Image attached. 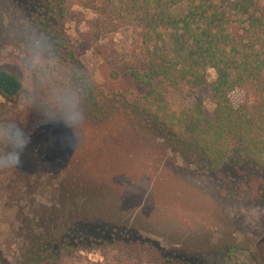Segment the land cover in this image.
<instances>
[{
  "label": "trees",
  "instance_id": "trees-1",
  "mask_svg": "<svg viewBox=\"0 0 264 264\" xmlns=\"http://www.w3.org/2000/svg\"><path fill=\"white\" fill-rule=\"evenodd\" d=\"M4 1L2 12L24 22L10 18L7 25L0 24V51L6 45L36 53L51 50L57 67L71 65L74 76L67 80L89 117L149 129L210 176L234 167L251 169L263 186L256 200L264 206V0H33L21 14H13L15 5ZM74 6L94 15L93 31L100 36L129 35L125 45H112L101 83L83 68L75 45L66 43L62 33ZM9 29L14 35L23 32L22 37L7 41ZM209 71L215 75L209 83L212 119L199 105L187 103L193 90L208 83ZM47 73L53 75V70ZM22 91L21 72L0 66V95L14 99ZM234 94L240 96L236 103ZM93 163L96 176L85 167L58 182L59 192L52 194L49 206L51 224L42 226L41 215L28 211L21 221L25 230L5 231L2 259L11 253L14 264H60L81 251L96 250L103 264L197 263L122 222L59 210L75 195L89 199L104 191L108 161L101 157ZM221 252L227 264H264L257 245L231 243Z\"/></svg>",
  "mask_w": 264,
  "mask_h": 264
},
{
  "label": "rangeland",
  "instance_id": "rangeland-1",
  "mask_svg": "<svg viewBox=\"0 0 264 264\" xmlns=\"http://www.w3.org/2000/svg\"><path fill=\"white\" fill-rule=\"evenodd\" d=\"M8 2L17 8L13 14H21L32 6L33 0L4 1ZM3 10L0 7V24L7 25L10 18L19 24L24 22L12 15L8 17ZM94 28V15L74 6L62 33L66 43L75 45L83 68L101 83L102 65L108 63L112 45H125L130 39L125 32L103 37ZM22 34L14 35L13 29L4 32L9 42L8 37ZM56 64L51 50L36 53L31 48L13 45L1 49L0 66H12L21 72L23 91L14 99L0 95V124L14 121L36 132L35 126L43 123L41 104L50 94L56 90L76 93L74 84L67 80L74 76L71 65ZM46 65L52 67L48 69ZM49 70H53V75L47 73ZM214 76L209 71L208 83L193 90L187 101L190 108L199 105L208 119L213 118L215 111L209 87ZM232 98L236 103L240 96L234 94ZM29 105L31 108H25ZM82 112L75 143L65 127L59 123L49 125L28 143L14 165L0 167V242L6 230L26 229L21 221L28 211L41 215L38 222L42 226L51 224L49 206L52 194L57 196L59 192L58 182L66 178V173L73 178L85 167L91 177L96 176L93 162L102 157L108 161L104 167V191L100 195L92 193L89 199L83 193L75 195L59 210H77L82 217L92 214L122 222L196 264H227L221 251L231 243L257 245L264 254V206L256 200L263 186L255 180L251 169L234 167L210 176L189 163L159 134L124 121H96L83 108ZM5 151L6 145L0 144V153ZM4 254V259L0 254V264H14L11 253ZM60 264H103V258L100 251H81Z\"/></svg>",
  "mask_w": 264,
  "mask_h": 264
},
{
  "label": "clouds",
  "instance_id": "clouds-1",
  "mask_svg": "<svg viewBox=\"0 0 264 264\" xmlns=\"http://www.w3.org/2000/svg\"><path fill=\"white\" fill-rule=\"evenodd\" d=\"M40 113L43 123L35 126L38 128L36 132L22 128L14 121L0 124V144L7 147V151L0 153V167L14 165L26 151L28 143L49 125L59 123L65 127L75 143L80 131L79 122L83 118L82 102L77 93L72 90H56L43 101Z\"/></svg>",
  "mask_w": 264,
  "mask_h": 264
}]
</instances>
